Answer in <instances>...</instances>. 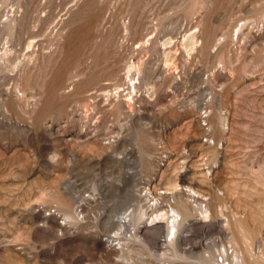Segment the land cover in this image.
<instances>
[{"label":"rangeland","instance_id":"1","mask_svg":"<svg viewBox=\"0 0 264 264\" xmlns=\"http://www.w3.org/2000/svg\"><path fill=\"white\" fill-rule=\"evenodd\" d=\"M0 264H264V0H0Z\"/></svg>","mask_w":264,"mask_h":264},{"label":"bare ground","instance_id":"2","mask_svg":"<svg viewBox=\"0 0 264 264\" xmlns=\"http://www.w3.org/2000/svg\"><path fill=\"white\" fill-rule=\"evenodd\" d=\"M131 68V67H130ZM130 68H129V71H131L130 70ZM132 86H136V81H132ZM132 97V96H131ZM132 99V98H131ZM130 99V100H131ZM130 100H128V102L130 103V105H131V101ZM128 103V104H129ZM190 189H192L193 191H195L196 192V190L195 189H193L192 187H189ZM166 189L167 190H172V196L175 198V196H174V193H176V194H178V192L180 191V190H178V182H176V183H174V184H172V185H170V186H167L166 187ZM166 189H165V191H166ZM150 192H153L152 191V189L150 190ZM161 195L160 193H157L156 191H154V195ZM165 194V193H164ZM163 196V195H162ZM175 200V199H174ZM179 200H180V198H179ZM181 200H182V198H181ZM174 202V201H173ZM156 204V203H155ZM170 206H172L171 207V209H172V211H173V213L171 214V215H168V221L170 222V224H168V227H169V231H168V233L171 235V239H170V243H171V245L173 246V248H174V250H175V254L176 255H178V247H177V242H178V229H179V226L184 222V220L186 219V220H189V215H191L192 213H193V209L195 208L193 205H192V203H190L188 200H182L179 204H178V201H175V203H174V205L173 204H171L170 203ZM159 206L158 205H156V208L155 209H157ZM195 210H196V208H195ZM209 210V207H207L206 205H205V208H204V210H202V212L203 211H205V212H207ZM168 211H166V212H164V213H161V214H165V213H167ZM144 213H146V211L145 210H141L137 215H138V217H141ZM208 216V215H207ZM126 217V216H125ZM138 217H137V219H138ZM168 222V223H169ZM162 227V226H161ZM155 229L156 230H159L160 228H158V226L157 227H155ZM187 230H188V226H187V228H186ZM147 230L146 229H144V230H142V233L139 235L138 234V232L136 233L137 235H139V236H142V238L145 240V241H147V242H150L149 241V238H148V236H147V232H146ZM184 236V235H183ZM183 236H182V238H183ZM224 249L226 250V252H227V248L226 247H224ZM234 257H236V259L238 260V258H240L239 256V254L235 251V253H234ZM209 259V258H208ZM241 260V259H240ZM238 262H240V261H238ZM237 262V263H238Z\"/></svg>","mask_w":264,"mask_h":264}]
</instances>
